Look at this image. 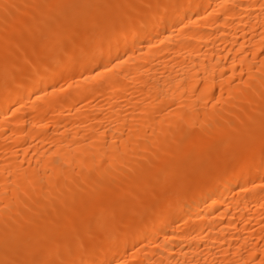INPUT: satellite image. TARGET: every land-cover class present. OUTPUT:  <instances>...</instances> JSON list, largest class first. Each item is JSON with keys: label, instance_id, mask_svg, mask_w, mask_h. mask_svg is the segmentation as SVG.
Here are the masks:
<instances>
[{"label": "bare ground", "instance_id": "obj_1", "mask_svg": "<svg viewBox=\"0 0 264 264\" xmlns=\"http://www.w3.org/2000/svg\"><path fill=\"white\" fill-rule=\"evenodd\" d=\"M0 264H264V0H0Z\"/></svg>", "mask_w": 264, "mask_h": 264}, {"label": "rangeland", "instance_id": "obj_2", "mask_svg": "<svg viewBox=\"0 0 264 264\" xmlns=\"http://www.w3.org/2000/svg\"><path fill=\"white\" fill-rule=\"evenodd\" d=\"M169 186V185H168ZM167 186V188H164V189H166L165 191L163 190L162 192H160V191H158L157 193H159V195H157L158 197H155V199L154 200H156V201H158V202H160V204L163 202V199H164V195L165 194H167L168 195V193H172L173 191H175L174 189H175V187H174V185H171L172 187H168ZM170 189V190H169ZM165 194H164V193ZM164 194L163 196H161V194ZM160 196V197H159ZM163 197V198H162ZM159 204V203H158ZM110 218H112V216H110L108 219L110 220ZM111 222L113 221V219L112 220H110Z\"/></svg>", "mask_w": 264, "mask_h": 264}]
</instances>
